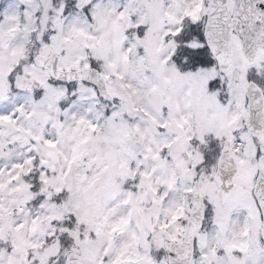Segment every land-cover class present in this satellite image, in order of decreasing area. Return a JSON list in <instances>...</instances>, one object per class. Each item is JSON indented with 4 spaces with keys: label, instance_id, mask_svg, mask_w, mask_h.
I'll return each instance as SVG.
<instances>
[{
    "label": "snow or ice",
    "instance_id": "1",
    "mask_svg": "<svg viewBox=\"0 0 264 264\" xmlns=\"http://www.w3.org/2000/svg\"><path fill=\"white\" fill-rule=\"evenodd\" d=\"M0 264H264V0H0Z\"/></svg>",
    "mask_w": 264,
    "mask_h": 264
}]
</instances>
